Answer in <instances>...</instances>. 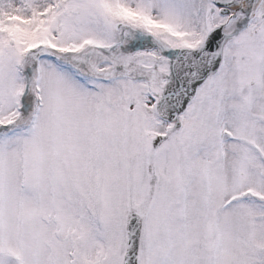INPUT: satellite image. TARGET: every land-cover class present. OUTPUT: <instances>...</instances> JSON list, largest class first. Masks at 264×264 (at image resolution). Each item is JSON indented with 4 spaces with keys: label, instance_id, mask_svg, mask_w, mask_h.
Listing matches in <instances>:
<instances>
[{
    "label": "snow or ice",
    "instance_id": "snow-or-ice-1",
    "mask_svg": "<svg viewBox=\"0 0 264 264\" xmlns=\"http://www.w3.org/2000/svg\"><path fill=\"white\" fill-rule=\"evenodd\" d=\"M0 264H264V0H0Z\"/></svg>",
    "mask_w": 264,
    "mask_h": 264
}]
</instances>
